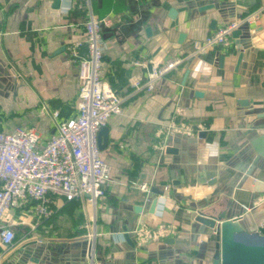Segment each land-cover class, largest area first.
Here are the masks:
<instances>
[{"label":"crops","instance_id":"1","mask_svg":"<svg viewBox=\"0 0 264 264\" xmlns=\"http://www.w3.org/2000/svg\"><path fill=\"white\" fill-rule=\"evenodd\" d=\"M80 4L0 0V130L34 126L45 138L52 111L74 115L77 65L67 45L83 39L88 9L109 15L102 76L122 106L100 147L111 181L95 206L59 197L33 231L41 242L20 240L26 227L19 226L0 264H89L90 246L92 264H213L215 233L200 230L194 212L222 215L251 235L264 225V0ZM232 20L235 35L191 54L196 41ZM169 56L184 60L152 91L128 84L150 68L135 59ZM153 195L160 199L150 212ZM87 221L89 228L80 226Z\"/></svg>","mask_w":264,"mask_h":264},{"label":"built area","instance_id":"2","mask_svg":"<svg viewBox=\"0 0 264 264\" xmlns=\"http://www.w3.org/2000/svg\"><path fill=\"white\" fill-rule=\"evenodd\" d=\"M63 2L69 8L81 0ZM82 24L83 39L67 45V55L77 65L74 115L58 118L57 112L52 111L51 132L45 138L34 126L0 130V258L15 245L19 226L26 227L20 240H44V236L33 231L51 215L59 197L67 201L78 198L95 206L111 181V167L101 155L98 132L122 111L121 98L102 76L103 29L110 27L113 20L109 15L97 16L88 9ZM238 26V20L218 25L195 42L191 54L203 53L211 45L224 43ZM183 60L182 56L135 59V65L148 64L150 68L143 81L131 76L128 84L150 92L159 78ZM132 183L141 190H150L145 182ZM163 188L166 190L168 186ZM80 226L89 228V221ZM216 231L212 229L213 233ZM94 233L88 231L87 235ZM93 253L90 246L89 264L93 262Z\"/></svg>","mask_w":264,"mask_h":264},{"label":"water","instance_id":"3","mask_svg":"<svg viewBox=\"0 0 264 264\" xmlns=\"http://www.w3.org/2000/svg\"><path fill=\"white\" fill-rule=\"evenodd\" d=\"M239 29H234L232 35H235ZM100 135H103L102 142ZM107 129L102 127L98 132L99 147L106 142ZM256 189H263L261 181H255ZM153 189V192H157ZM158 204L157 195H153L149 204V211L153 212ZM193 219L199 223L200 230L203 228H215L214 234L217 242L213 254V264H264V225L260 227V233L251 235L244 229H234L229 219H223L221 216L209 215L203 211L194 212ZM204 230V229H202ZM206 231V229L204 230ZM128 243L133 244L129 234L124 233Z\"/></svg>","mask_w":264,"mask_h":264}]
</instances>
